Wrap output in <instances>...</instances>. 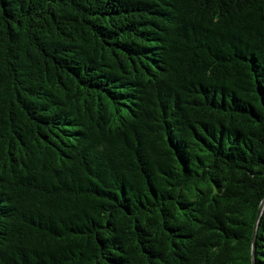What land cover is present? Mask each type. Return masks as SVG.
Returning a JSON list of instances; mask_svg holds the SVG:
<instances>
[{
  "label": "trees",
  "instance_id": "trees-1",
  "mask_svg": "<svg viewBox=\"0 0 264 264\" xmlns=\"http://www.w3.org/2000/svg\"><path fill=\"white\" fill-rule=\"evenodd\" d=\"M252 260L264 0H0V264Z\"/></svg>",
  "mask_w": 264,
  "mask_h": 264
},
{
  "label": "water",
  "instance_id": "water-1",
  "mask_svg": "<svg viewBox=\"0 0 264 264\" xmlns=\"http://www.w3.org/2000/svg\"><path fill=\"white\" fill-rule=\"evenodd\" d=\"M261 208H262V206H260V208H259V214L261 212ZM252 255H253V251H252ZM252 264H254L253 260H252Z\"/></svg>",
  "mask_w": 264,
  "mask_h": 264
}]
</instances>
